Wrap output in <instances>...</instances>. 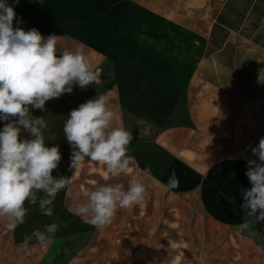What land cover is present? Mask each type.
I'll list each match as a JSON object with an SVG mask.
<instances>
[{"label":"crops","instance_id":"crops-1","mask_svg":"<svg viewBox=\"0 0 264 264\" xmlns=\"http://www.w3.org/2000/svg\"><path fill=\"white\" fill-rule=\"evenodd\" d=\"M6 2L15 9L14 26L56 34L60 51H83L100 77L86 89L74 86L72 93L47 101L45 111L31 109L47 121L46 146L58 145L62 154L53 175L68 176L70 183L57 194L53 217L42 215L38 204H26L25 222L14 231L0 219V264H264V253L257 251L264 247V222L240 228L242 192L252 187L247 162L259 163L251 149L264 137V0L211 2L201 55L188 75L173 82L164 61H126L121 50L113 53L100 43L106 36L83 21L84 2L107 0ZM97 94L108 95L117 125L134 136L130 170L118 177L87 159L79 170L69 168L64 122ZM138 118L153 125L149 136H138ZM173 172L179 186L166 191ZM131 179L144 183L146 199L118 210L108 226L97 229L73 214L82 190L104 184L126 189ZM54 221L60 227L53 240L33 239L27 253L26 236ZM160 232L162 238L176 232L178 240H155ZM171 249L179 251L170 254ZM185 249L193 250L187 259Z\"/></svg>","mask_w":264,"mask_h":264},{"label":"clouds","instance_id":"clouds-1","mask_svg":"<svg viewBox=\"0 0 264 264\" xmlns=\"http://www.w3.org/2000/svg\"><path fill=\"white\" fill-rule=\"evenodd\" d=\"M15 17L14 7L0 0V121L5 122L0 130V219L11 231L25 222L26 204H38L42 215L53 217V202L70 183L68 176L53 175L62 154L58 145L46 146L43 130L47 121L43 116L34 117L31 109L45 111L47 101L72 93L74 86L86 89L100 77L83 51H60L56 34L45 37L35 27L26 31L14 26ZM117 120L107 94H97L70 111L63 127L71 148L70 170H79L87 159L104 166L114 177L129 172L133 157L127 153L134 136L117 125ZM136 123L139 137L151 134L149 121L138 118ZM22 132L30 138H21ZM251 151L259 163L247 162L245 174L252 187L242 192L243 230L264 222V137ZM178 186L175 172L163 185L166 191ZM81 195L73 214L82 223L102 229L111 224L118 210L144 202L147 190L140 179H131L126 189L120 184H104L84 189ZM59 227L54 221L43 231L34 229L25 238V251L31 253L33 239L41 244L51 242ZM257 251L264 253V247Z\"/></svg>","mask_w":264,"mask_h":264},{"label":"rangeland","instance_id":"rangeland-1","mask_svg":"<svg viewBox=\"0 0 264 264\" xmlns=\"http://www.w3.org/2000/svg\"><path fill=\"white\" fill-rule=\"evenodd\" d=\"M84 2L83 21L101 32V44L113 53L123 52L126 61L148 57L164 61L170 81L188 75L201 55L208 23L217 0H123ZM128 1V2H125ZM81 14V9L78 10ZM82 16V15H80ZM88 17V19L86 18ZM264 25V22H262ZM177 223H175L176 225ZM155 240L177 241L178 234ZM178 249H171L177 254ZM183 251V249H182ZM193 250L185 249L188 258Z\"/></svg>","mask_w":264,"mask_h":264}]
</instances>
